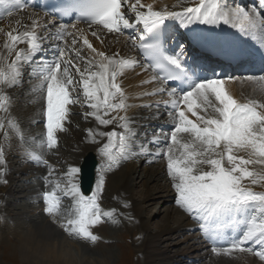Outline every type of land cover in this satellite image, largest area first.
<instances>
[{
  "label": "snow or ice",
  "instance_id": "obj_1",
  "mask_svg": "<svg viewBox=\"0 0 264 264\" xmlns=\"http://www.w3.org/2000/svg\"><path fill=\"white\" fill-rule=\"evenodd\" d=\"M26 7L24 0H0V8L6 9L9 17L14 10L23 11ZM56 11L62 17L75 16L77 22L83 20L90 28L102 26L109 33L137 30V34L128 39L148 61L142 70L153 71V75L142 83L158 82L160 85L144 95L169 98L157 101L156 106L162 104L171 109L168 112L173 122L171 131L164 133L161 130L148 144L159 145L164 141V146L158 147L154 155L166 160L167 174L176 192V204L200 221L202 233L214 243L224 238L227 227L243 225L238 238H233L227 247H213L212 251L251 253L264 264V191H253L244 183L248 180L252 185L264 184V102L238 101L226 89L225 79L215 73L211 78H200L189 70L182 44L175 53L165 47L167 22L172 20L184 29L194 24L229 25L264 48V0H257L251 7H229L226 0H199L196 6L185 7L179 12L169 11L167 6L157 9L154 4H144L142 0H63ZM128 13L133 14L134 19H130ZM38 27L37 19L23 32L19 28L7 31L0 50V112L4 113L0 115V133L3 135L0 172L5 171L2 166L7 163L10 132L15 133L22 145L26 140L18 122L8 115L10 97L6 89L19 86L24 67L35 64L29 75L37 81L31 92L44 99L45 132L39 141L41 149L58 146L57 134L65 130L74 105L89 109L83 113L86 119L94 118L103 126L119 123L122 129L86 130L91 142L99 143L98 136L107 141L99 148L105 159L98 168L95 188L90 195L81 190L78 182L81 169L75 166L63 174L66 178L63 186L56 183L51 191L42 193L44 213L54 220L60 218L61 227L70 236L95 243L100 237L94 234L93 226L106 219L118 223L116 210L106 211L100 203L105 191V174L122 160L149 153V147L144 143L137 144L139 152L132 151L135 129L126 115H119L129 105L118 77L126 69L140 66V61L98 50L75 23H61L54 31L44 25L47 29L44 36L36 31ZM77 32L91 56L78 47ZM68 36L72 37L71 47H68ZM92 36L97 37V33L92 31ZM49 37L62 41L65 47L57 46L55 60L40 59L37 62L35 58ZM20 44L26 47H18ZM68 52L73 53L71 59ZM247 79L264 86V75L248 76ZM169 83L178 86L167 87ZM25 154L30 161L49 168V176L53 174L54 169L41 155L31 150H26ZM250 165L253 167L249 168ZM256 166L261 171H256ZM64 198L72 201L66 214L61 204ZM124 206L128 207L127 201Z\"/></svg>",
  "mask_w": 264,
  "mask_h": 264
},
{
  "label": "bare ground",
  "instance_id": "obj_2",
  "mask_svg": "<svg viewBox=\"0 0 264 264\" xmlns=\"http://www.w3.org/2000/svg\"><path fill=\"white\" fill-rule=\"evenodd\" d=\"M149 1L150 0H148V2H144L142 0V3L154 4L157 9L167 6L169 11H177V9H184L196 0ZM28 11L30 13L36 12L34 11L33 7H30ZM37 14L40 27H38L36 31L41 36H44L47 31L44 25H48V28L52 31L55 30V25L48 24V22L50 23L52 21L50 18L42 13ZM128 15L130 19H134L133 14L128 13ZM33 20L35 19H28L27 16H24L22 13H16L8 22L5 21L4 26H1L0 28V33L3 34L0 38V47L4 42L7 31L16 28L20 29L22 26L30 28L31 21ZM17 21H20V23L17 24ZM82 31L83 34H85L86 31ZM93 31L97 33V37H93L92 34H87V36L89 41L98 50L104 51L109 55L118 53L119 56L123 58L132 57L140 61V66L133 69H126L124 71L125 74L123 73L120 77H118V81L122 84V87L128 98L126 102L129 105L127 110L121 111L119 115L128 116L132 127L135 129L136 135L134 137L133 147L138 148V143L147 144L149 147V153L133 155L129 159L122 160L119 165H122L123 167H121L119 171L117 170L118 172L115 171L117 174L114 173L115 176L113 175L112 177L114 178L112 182L113 185L116 184L112 187H116L115 189L118 191L119 189L117 186H120L121 189H125V192L128 194L127 198H129L131 202L135 203L134 206L137 219L140 218L142 223L145 225L147 236L144 238L145 240H143L139 245V248L140 250H144L146 252L145 257H147L149 260L146 264H230L231 262L226 258L219 257L218 255L214 256L208 253L209 249L206 243L201 240L197 225L188 219L190 218L189 214L184 213L183 211L172 206V203L175 201L174 196L176 197V194L175 190L171 186V178L168 176L166 171V160L164 158L160 160L154 155V153L157 152L158 147L164 146V141H162L159 145L148 144L152 136L154 134L160 133L161 130L164 133H169L171 131L173 122L168 116V112L171 109L164 106L157 107L156 105L150 104L154 101H163L169 98L166 95H163L162 98L161 95H144V93L151 92L160 85L158 82L142 83L143 81L148 80L153 75V72L150 69L148 71L142 70L145 64L138 56L135 47L133 46L131 40L128 39V36L124 31L120 33H109L107 30L98 28L93 29ZM78 35H80L79 32H77V36ZM59 41L60 40L55 37H49L44 40L43 48L48 47L46 44L49 43L51 46L54 44V47H61ZM81 49L85 54L91 56V53L84 46L81 47ZM40 57L45 60L43 55ZM36 60L38 62L40 59ZM45 61L49 62L50 60ZM35 66V64L31 66H25L22 83L17 87L6 89V92H8L10 97L8 115L11 114V117L18 122L20 128L25 134L26 142L31 140L29 145L32 147L25 148L17 139L15 133L12 136L11 145H9V152L6 153V161H9L11 165H14V170L6 176H10L11 181H13V185L18 183L16 182V178L17 180L20 179L22 182H30L31 180L35 181L40 175L45 178L46 174L49 173V168L45 167L43 164H37L30 161L25 154L26 150L36 152L35 149L39 148V153H36L41 155L43 159L47 160L52 167L55 166L56 162V157L52 154V152H56L57 149L50 152L48 151L49 155L44 156L43 154H45V149H41L39 147V141L43 139L40 137L41 134H38L36 137L33 136V134L38 133L40 130L45 131L44 116L42 114H37L38 109H43L42 111L44 112V99L42 95L33 94L31 92L32 85L37 81L33 77L28 76L31 71V67ZM167 87L169 86L167 85ZM225 87L238 101L243 102L250 100V98L251 100L260 99L262 97L261 94H263L262 92L264 91V86L254 81L248 80L247 77L240 80L239 78L225 79ZM36 95H38V97H35ZM260 101L261 100H259V102ZM262 101L264 102V98ZM137 104L139 106H135ZM74 109H76L75 105L71 107V111ZM0 115H4V113L0 112ZM113 115H115V113H113ZM91 119L89 117L85 120V123L84 121L81 122L83 124L79 125L81 130L79 131L80 133L75 134L76 136L73 138L67 139L66 150L62 151L58 155L60 163L57 162V169H62V160H66L68 162V164L64 165V168L62 169L65 171V168L67 167H77L81 158L88 150L93 149L95 151H99V146L89 140L86 131L89 128L92 129V126L97 122L94 118ZM88 120L90 121L89 123L87 122ZM37 125L39 127H37ZM24 128L30 131V136L27 135V132L24 131ZM106 128V130H109L110 128L117 129L119 128V123L109 125ZM160 128L162 129L160 130ZM1 136L2 134H0V137ZM80 136L84 140H81ZM27 137H31L32 139H28ZM132 151L135 152L133 148ZM240 154L245 155L244 153ZM44 170L45 172L43 173ZM255 170L261 171L259 166H256ZM14 174H16V177H14ZM137 176L138 179H140L138 182L135 181ZM45 180L46 179H43V181ZM8 186L5 189L3 188L2 191L6 192L8 190ZM136 187L139 189L138 191L136 190ZM17 188H19V184H17ZM52 188L53 186L51 184L49 189L44 188V191H51ZM23 191H28L24 196L30 199L40 195L41 199L40 202H38V205L40 203V209L43 210L44 205L41 203L43 201V190L41 191L40 185L26 187V189ZM113 195L109 197H112ZM158 199H162L161 202L164 203V207L160 210L158 209L156 214H153L154 209L157 207L156 206L154 208V203ZM109 202L112 203V199H110ZM109 202L107 201V203ZM19 209L21 211L23 208ZM11 212L14 214V212L10 209V213ZM32 212L34 215L37 214L36 207L32 209ZM53 221H59L61 223L58 218L55 220L53 219ZM161 221L163 222L162 225L160 223ZM154 222L157 227L156 230L153 229ZM47 232V228L36 229L34 226H28V228H26L25 234L21 236L23 244L22 247H24L26 251L29 252L28 254H25V257H28L30 254H32L35 255V259L37 261L43 260L44 257L41 256V254H43L42 250L45 249L46 252H50L49 256L53 255L50 261H56L54 262L55 264H63L62 260L64 259H66L65 264H89L91 262V257H87L83 254V249L79 243L69 241L66 236L56 237L55 239L54 237L51 239L50 236L48 239H44L43 235ZM175 235H180L181 239L174 240ZM180 241L182 244H184L183 247L174 250L173 248L177 247ZM209 256L212 258H209ZM92 257L95 258V256ZM187 257L191 258H189V260H185ZM188 261H191L192 263H187ZM94 264H107V261L100 260ZM238 264H261V262L254 261L248 257L242 263L238 262Z\"/></svg>",
  "mask_w": 264,
  "mask_h": 264
},
{
  "label": "rangeland",
  "instance_id": "obj_3",
  "mask_svg": "<svg viewBox=\"0 0 264 264\" xmlns=\"http://www.w3.org/2000/svg\"><path fill=\"white\" fill-rule=\"evenodd\" d=\"M143 1L148 2V0H143ZM84 35H86V34H84ZM78 47L81 48V47H83V45L82 44L80 45L78 43ZM262 93H263V94H261L262 97L259 99V100H261L260 102H262V99L264 98V91ZM30 95H31V93H30ZM162 96L163 95H161V98H162ZM35 97H38V95H36ZM30 99H31V97H30ZM135 106H139V105L137 104ZM40 110L38 109L37 114L43 115V111H42L43 109H40ZM32 124H34V123H32ZM37 127H39V126L37 125ZM160 129H162V128H160ZM24 131H26L27 135L30 136V131H28L26 128H24ZM42 131L43 130H40L38 133L33 134V136L36 137L38 134H41L40 137L44 138V135H43L44 131L43 132ZM27 138L32 139L31 137H27ZM30 142H31V140H29L28 142H26V140H25L23 146L25 148H32L31 145H29ZM20 143H21V141H20ZM152 146H154V145H152ZM44 149H45V152H44L45 154H43V155L44 156L49 155L48 154L49 149L47 150L46 147ZM35 150L37 153H39V148H37ZM157 157L160 160L163 159L162 156H160V157L157 156ZM31 164H33V163H31ZM16 166H18V165H16ZM30 166H32V165H30ZM121 167H123V166L118 165V166L114 167L110 172H107L105 174L106 184H105V191L103 192L102 197L111 196L117 191L115 189L116 187L115 188L112 187V186L116 185V184L113 185L112 182H113L114 178H112V177H113V175L115 176V174H117V172L121 169ZM162 167H163V165H162ZM252 167L253 166H251V167L249 166V168H252ZM45 170H46V168H45ZM45 170L43 171V173L45 172ZM115 171H117V172H115ZM14 177H16V174H14ZM43 179H45V178L42 177L41 175L38 176L35 181L31 180L30 182H22L20 179L17 180V178H16V182H18L15 184L17 193H16L14 203L12 205V209H13L12 211L14 212V214L12 212L10 213L11 217L9 216V218L6 220L4 227H3V225H0V264H55L54 262H56V261H54V262L50 261V259L53 257V255L49 256L50 252H46L45 249L42 250L43 254H41V256L44 257V258L42 257L43 260L37 261L35 259V255H32V254H30L28 257H25V254H28L29 252L26 251V249L24 247H22L23 244H22V240H21V236L25 234V230H26V228H28V226H31V227L34 226L36 229L47 228L48 232L43 235L44 239H48L50 236H51V239L53 237L55 239L56 237H64L65 236L62 233V230L60 229V227L55 226V222L53 221V219H50L51 217L49 215H47L46 213H44L42 209H40L41 208L39 206L40 203L38 205V202H40V199H41L40 195L35 197V198H31V199L24 196L25 193H27L28 191H23V190H25L26 187H29V186L40 185L41 191L43 190L42 192H44V188L49 189V187L51 186V183H49L46 180H45L46 181L45 182V181H43ZM139 180L140 179H138V176H137L135 181L138 182ZM17 184H19V188H17ZM257 185H261V184H257ZM46 187H48V188H46ZM117 187H120V186H117ZM136 190L138 191L139 189L136 187ZM115 195H116V193H115ZM121 196H117V199H116L117 208H118L119 212L121 213V215H118V217H120V218L117 219L118 223H116V224L123 226L125 223H128V225L126 226L127 228L123 227L120 230L115 229L114 235L118 234L119 238L118 239L116 238V241H119L120 236H121L120 235L121 232H126V230L129 231V229L134 230L130 234H127L128 236H126V237H130V240H131V243L133 245L134 252H135V248L137 249V246L139 245L138 243H140V240H141L140 226H139L140 220L139 219L135 220L136 219L135 218L133 220L130 219L129 221H126L130 217V215L131 216L133 215L135 209H133L134 207L132 204H130L131 205L130 207L128 205V209H127V207L124 206V203H122V202H125L127 200L123 195H121ZM115 198H116V196H115ZM161 201H162V199H158L157 201H155L154 208L156 206L157 207L155 209L152 207L154 209L153 214H156L158 209L160 210L164 207L163 206L164 203ZM41 203H43V202H41ZM118 203L121 207L118 205ZM122 204L124 207L122 206ZM43 205H44V203H43ZM35 207L37 210L36 215H34L32 212V209ZM19 208H23V209L20 211ZM129 208H130V210H129ZM121 217H123V218H121ZM160 223H161V225L163 224L162 221ZM153 229H155V230L157 229L155 222L153 223ZM106 230H110V228H107L105 225H103V223H101L100 225H97L95 232H103L104 233ZM116 231H118V232H116ZM174 238H175L174 240L181 239L180 235H175ZM109 240L110 239H108L106 244L103 245L104 247L97 246V245H94V247H93L88 242L83 243L84 246L80 245L81 248L83 249L82 250L83 254L87 257H91V259H90L91 262L89 264H94L100 260L107 261V264H118V257L120 256V252H119L118 248L116 247V243L111 242ZM183 245L184 244H182V242L180 241L179 244L177 245V247H175L173 249L175 250V249L181 248V247H183ZM129 255H130V252L128 254H126V253L123 254V263L122 264H126V263L128 264L129 263ZM92 256H95V258ZM134 257L136 258L135 263H138L140 260L139 259V252L136 251ZM189 258H191V257H187L185 260H189ZM209 258H212V257L209 256ZM222 258L227 259V257H222ZM62 262H63V264H65L66 259L62 260ZM187 263H189V262H187ZM182 264H184V263H182Z\"/></svg>",
  "mask_w": 264,
  "mask_h": 264
},
{
  "label": "water",
  "instance_id": "obj_4",
  "mask_svg": "<svg viewBox=\"0 0 264 264\" xmlns=\"http://www.w3.org/2000/svg\"><path fill=\"white\" fill-rule=\"evenodd\" d=\"M95 164V159H91L90 157H88V159H86V162L81 165L82 181L87 186H90L93 179Z\"/></svg>",
  "mask_w": 264,
  "mask_h": 264
}]
</instances>
